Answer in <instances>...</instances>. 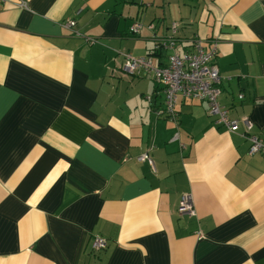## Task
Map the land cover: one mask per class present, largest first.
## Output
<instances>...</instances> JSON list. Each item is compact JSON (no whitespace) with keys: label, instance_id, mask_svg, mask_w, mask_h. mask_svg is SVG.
I'll return each mask as SVG.
<instances>
[{"label":"crops","instance_id":"0c3cea01","mask_svg":"<svg viewBox=\"0 0 264 264\" xmlns=\"http://www.w3.org/2000/svg\"><path fill=\"white\" fill-rule=\"evenodd\" d=\"M26 1H0V264H264V152L204 101L157 115L161 85L117 54L168 64L177 21L175 51L216 45L218 100L264 143V0Z\"/></svg>","mask_w":264,"mask_h":264},{"label":"built area","instance_id":"2783aa9c","mask_svg":"<svg viewBox=\"0 0 264 264\" xmlns=\"http://www.w3.org/2000/svg\"><path fill=\"white\" fill-rule=\"evenodd\" d=\"M4 2L6 0H0ZM17 5L28 9L26 0H18ZM67 29L74 31L75 21L67 20L63 23ZM142 23L134 20L130 25V31L133 35L139 33ZM149 29L154 27L153 23L147 25ZM179 27L177 21H172L168 29L170 35L168 38L156 41L154 51L160 49H170L173 52L169 55V62L166 65H155L150 56H134L126 51H117L122 57L120 64V74L122 76H148L156 83L161 85L164 94L163 106L156 109L157 115L165 116L171 120L177 121L178 113L176 104L180 99H198L207 104V112L214 117L215 124L222 125L229 132H239V134L249 142L248 153L255 154L264 152V143L262 139L253 132V122L247 116L238 118L231 117L229 109L222 106L218 100L221 93V76L218 66L213 62L217 53L216 45L205 49L200 40L192 41L194 50L178 53L175 51V37L173 36ZM90 43L97 41L95 37L87 38ZM242 128V130H240ZM139 161H148L152 159L147 152L137 156ZM178 211L181 214L195 215V208L192 195L184 193L180 197ZM93 250L105 248L106 239L101 236L93 237L91 241Z\"/></svg>","mask_w":264,"mask_h":264},{"label":"rangeland","instance_id":"374dc122","mask_svg":"<svg viewBox=\"0 0 264 264\" xmlns=\"http://www.w3.org/2000/svg\"><path fill=\"white\" fill-rule=\"evenodd\" d=\"M166 1H168V3H167V5H174V3H177V0H166ZM178 4H180V3H178ZM166 14H165V17L167 18L168 17V11H166L165 12ZM167 30H169V29H167Z\"/></svg>","mask_w":264,"mask_h":264},{"label":"trees","instance_id":"16d2710c","mask_svg":"<svg viewBox=\"0 0 264 264\" xmlns=\"http://www.w3.org/2000/svg\"><path fill=\"white\" fill-rule=\"evenodd\" d=\"M154 50V49H153Z\"/></svg>","mask_w":264,"mask_h":264}]
</instances>
